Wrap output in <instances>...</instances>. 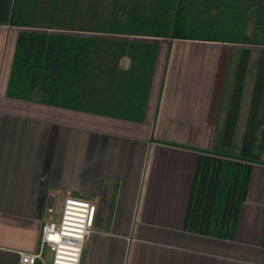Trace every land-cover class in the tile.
<instances>
[{"label": "crops", "instance_id": "1", "mask_svg": "<svg viewBox=\"0 0 264 264\" xmlns=\"http://www.w3.org/2000/svg\"><path fill=\"white\" fill-rule=\"evenodd\" d=\"M19 30L0 26V264L39 251L44 224L60 220L69 194L99 207L81 264H264V165L254 166L234 241L185 231L200 151L220 149L233 89L215 117L209 43L135 38L160 49L145 119L133 122L45 105L38 92L10 98Z\"/></svg>", "mask_w": 264, "mask_h": 264}, {"label": "trees", "instance_id": "2", "mask_svg": "<svg viewBox=\"0 0 264 264\" xmlns=\"http://www.w3.org/2000/svg\"><path fill=\"white\" fill-rule=\"evenodd\" d=\"M5 25L21 30L10 98L29 101L38 92L45 105L133 122L145 119L160 47L118 38L247 47L237 62L221 147L200 151L185 220L186 232L235 240L254 166L264 165V50L236 148L250 47L264 48V0H0ZM125 57L128 70L121 67Z\"/></svg>", "mask_w": 264, "mask_h": 264}, {"label": "built area", "instance_id": "3", "mask_svg": "<svg viewBox=\"0 0 264 264\" xmlns=\"http://www.w3.org/2000/svg\"><path fill=\"white\" fill-rule=\"evenodd\" d=\"M99 207L93 199L67 195L63 199L60 220L46 222L42 229L40 249L36 253H22V264H47L45 250L51 255L49 264H81L85 243L95 230ZM47 212L57 214L54 205Z\"/></svg>", "mask_w": 264, "mask_h": 264}, {"label": "rangeland", "instance_id": "4", "mask_svg": "<svg viewBox=\"0 0 264 264\" xmlns=\"http://www.w3.org/2000/svg\"><path fill=\"white\" fill-rule=\"evenodd\" d=\"M171 26L174 20V15H171ZM254 30V25L251 23L249 25V30L248 34L251 35ZM21 31V30H19ZM8 32V31H7ZM6 32V33H7ZM122 40H130L134 41L136 40L137 42H146L145 40H140V39H132L128 37H122L118 38ZM11 40H13V33L11 34ZM180 46H185L183 44H180ZM249 47V46H248ZM202 48H204V53L210 55L211 61L214 63L216 62L217 67V73H219L216 81V85L219 91L217 101L215 102V106L217 107V110L215 111L214 115L215 117L219 116L221 112H225L227 108V94L230 93L233 83H234V76H235V71L237 67V62L240 58V55L242 53V50H244L245 46L242 45H227V44H212L209 43V45H204ZM8 51H9V44H8ZM253 55L251 56V64L248 72V78L245 86V91H244V96H243V102H242V107H241V112H240V122L238 125V131H237V139H236V148H238L241 144V132L242 129L244 128V122L246 119V114L248 112V106H249V101L251 98V85L254 83V79L256 76V71L258 69V65L261 59V52L264 50V48H259V47H250ZM214 52L220 54L218 55L217 58L213 56L215 54ZM173 54V52H172ZM190 54V52H189ZM171 55V51L169 53V56ZM219 56H221L219 58ZM212 63V67L214 68V65ZM220 118V117H219ZM218 118V119H219ZM220 136L221 133L219 134V139L217 141V144L214 147V150H218L219 145H220ZM219 151V150H218ZM264 158V155L262 156ZM59 210V208H58ZM58 212V211H57ZM57 215V214H56ZM55 215V216H56Z\"/></svg>", "mask_w": 264, "mask_h": 264}]
</instances>
